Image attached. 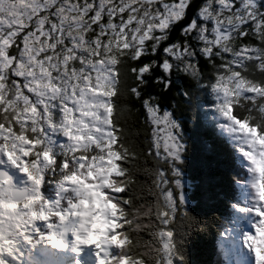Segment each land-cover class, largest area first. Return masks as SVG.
<instances>
[{
    "label": "snow or ice",
    "instance_id": "1",
    "mask_svg": "<svg viewBox=\"0 0 264 264\" xmlns=\"http://www.w3.org/2000/svg\"><path fill=\"white\" fill-rule=\"evenodd\" d=\"M176 29L178 35L172 39ZM174 73L201 81L214 92L226 73L264 86V2L0 0V156L33 185L29 171L20 161L10 160L5 150L7 133L22 119L20 110L38 113L40 126L32 130L43 141L50 144V131L62 133L68 141L59 157L52 149L55 164L46 169L60 174L56 201L45 199L41 191L46 170L35 186L53 214L25 219L13 235L0 231L4 237L0 243L7 244L0 250V264H8L5 255L14 254L21 239L29 244L46 239L64 249L69 235L77 252L78 246L95 247L97 264L106 255L119 264L129 246L135 249L136 264L184 260L178 252L180 222L194 223L195 218L183 208L180 180L172 179L179 176L172 162L180 161L183 147L178 124L169 112L160 114L156 97L145 95L150 80L162 90L170 88ZM132 100L140 102L153 125L147 152L154 157L151 162L144 151L129 145L126 128ZM244 111L249 119L256 118L264 112V98L249 91ZM75 135L91 139L88 150L73 144ZM110 144L120 153L122 174L116 190H105L120 209L119 223L109 236L126 240L124 247H98L81 238L73 226L79 219L74 211L79 199L76 186L65 179L74 166L84 170ZM42 149L40 144L31 154H21L20 160L42 159ZM8 184H14L12 176L0 170V186ZM254 200L252 211L259 220L255 232L246 233L244 240L256 264L250 245L264 222V200ZM37 221L45 222L49 231L41 233Z\"/></svg>",
    "mask_w": 264,
    "mask_h": 264
},
{
    "label": "clouds",
    "instance_id": "2",
    "mask_svg": "<svg viewBox=\"0 0 264 264\" xmlns=\"http://www.w3.org/2000/svg\"><path fill=\"white\" fill-rule=\"evenodd\" d=\"M254 91L258 97L264 98V86H253L250 81L226 73L221 80V87L217 94V108L227 123L225 127L236 141L237 150L250 162L252 174V188L254 199L264 200V112L249 119L244 111L247 93ZM40 95H44L42 89ZM235 110V113H234ZM22 119L17 126L7 133L6 151L8 158L14 163L20 161L29 171L33 180L32 186L17 187L15 184L0 186V231L5 235H13L17 226L25 219H36L44 212L52 213L39 199L35 186L39 177L48 167L55 164L52 147L43 141L32 129L40 126V117L37 112H17ZM73 132L76 129H72ZM3 133V129H0ZM75 146L88 150L92 141L83 135L72 137ZM43 144L42 159L20 160L21 154H31L35 148ZM121 156L118 150L109 145L98 155L97 159L89 162L84 170L74 166L71 175L65 179L76 186V195L79 198L75 208L78 221L74 222L82 239L94 241L98 247L118 244L124 247L126 240L118 236H109V231L115 229L119 223L120 209L114 200L109 199L106 189L116 190L118 179L122 174ZM4 237L0 236V241ZM256 256V264H264V222L257 227L256 235L252 237L251 245ZM7 244L0 243V250ZM102 264H114L105 256ZM119 264H136L135 249L127 247L126 253L121 256Z\"/></svg>",
    "mask_w": 264,
    "mask_h": 264
},
{
    "label": "trees",
    "instance_id": "3",
    "mask_svg": "<svg viewBox=\"0 0 264 264\" xmlns=\"http://www.w3.org/2000/svg\"><path fill=\"white\" fill-rule=\"evenodd\" d=\"M177 35L178 29L174 30L172 39ZM156 75H160L159 70ZM171 80V87L165 86L163 90L150 80L145 88V95L156 97L162 110L172 111L179 120L187 141L183 154L185 159L179 166L194 184L192 200L196 203L185 211L195 218V222L184 223L181 219L177 234L178 252L184 260H177L176 264H215V242H225L222 236L223 233L227 235L219 228L222 213L231 202L229 198L236 194L237 199H240L247 193L236 180H242L245 176L247 178V170H244L247 165L235 146V140L223 128L224 118L218 112L217 94L201 81L184 74L174 73ZM131 103L134 109L127 117L126 128L129 145H134L138 151H144L145 158L151 162L154 157L147 155V152L153 125L140 102L132 100ZM52 136L55 141H59L58 138L61 137L59 134ZM62 146L56 143L52 147L58 157ZM55 173L60 175L59 172ZM54 178V175L49 177ZM172 179L175 180L176 176ZM237 205L241 207L242 204ZM235 250L233 248L234 252ZM224 263L220 259L219 264Z\"/></svg>",
    "mask_w": 264,
    "mask_h": 264
},
{
    "label": "rangeland",
    "instance_id": "4",
    "mask_svg": "<svg viewBox=\"0 0 264 264\" xmlns=\"http://www.w3.org/2000/svg\"><path fill=\"white\" fill-rule=\"evenodd\" d=\"M160 110H161V113H160L161 115H162L163 111L169 112L171 114V116H172V119L178 124L177 132H178L179 139H180V142H181L183 147H182V151L180 153V161L172 162V167H174L179 172V176H176V179H179L180 182H181L182 188L179 191H182V193H183V196H184L183 208H184V210H187V208H189V207L191 208L196 203V201L194 202L192 200V190H193V187H194L193 181L188 177V175L179 166V163L183 162L184 159H185L183 154H184V151L186 150L187 141H186V138H185L184 131H183L182 127H181V124H180L179 120L173 115L172 111H169L168 109L167 110H162L161 108H160ZM224 121L227 123V121L225 119H224ZM224 121H223V123H224L223 124V128H224L226 134H228L229 137L233 138V136L230 134V132L225 127L226 123ZM52 134H59L61 136V137L58 138L59 141L53 140L54 137L52 136ZM47 136H48V140L50 141V146L51 147H53L56 143H60V144L64 145L65 143L68 142L67 138L65 136H63L62 133H53V132L50 131V132L47 133ZM160 139H161V141L163 139V133L162 132L160 133ZM161 151H162V149H161ZM246 163H248L247 164L248 166H247V169H246L247 172L245 173L247 175V178H246V176L242 177V178L240 177V178L242 180L246 181V182H244L243 185H244V188L246 189L247 194H251L254 197V190H253V188L251 186L252 174H251L250 166H249L250 162L248 160H246ZM5 167H7L8 169H10L13 172V174H14L13 183L17 187L30 186V182L27 180L26 174H24L18 167L13 166L7 160L6 156H0V168H4L5 169ZM11 168H14V170H12ZM45 175H46V180H45V183H44L41 191H42L45 199L55 202L56 199H57V193H58V190H59L58 189V184L56 183V181L59 178V175H57V173H54L51 169L46 170ZM51 175H54L56 178L51 179V180H47V176H51ZM51 197H53V200H52ZM248 203H249V201H248ZM246 205H247V202L242 203L241 209L243 211H245L244 213L243 212L242 213L244 215H246L248 218L251 217V219L255 220L257 218V216L252 212V210H249V207H246ZM39 223H42V225H43V221H37L36 222V226L37 227H38ZM241 232H242L241 236L244 238L246 233H254L255 231L253 229L252 232H248V230H243V231L241 230ZM67 238L68 239H70V238L72 239L71 235H69ZM19 242H24V241L21 239V240H19ZM28 245H29V243H27V246ZM40 245L47 246L50 249H52V248L54 249L55 248L51 244L50 241L44 239L38 245H34V251H32V252L34 253L36 248L39 247ZM79 247L81 249L82 248H87L88 249V253H90L92 256L96 257V255H95L96 249H95L94 246H79ZM89 247H92V248H89ZM17 251H18V247H17ZM247 252L250 254L251 258L254 259V255H253L252 251L249 248H247ZM73 253H75V252L73 251Z\"/></svg>",
    "mask_w": 264,
    "mask_h": 264
},
{
    "label": "bare ground",
    "instance_id": "5",
    "mask_svg": "<svg viewBox=\"0 0 264 264\" xmlns=\"http://www.w3.org/2000/svg\"><path fill=\"white\" fill-rule=\"evenodd\" d=\"M52 198V200H53V197H51ZM40 224V225H39ZM38 224V227H39V229H40V232L41 233H44V231H45V229H44V224L42 225V223H39ZM49 248V247H48ZM51 254H53L54 256H55V258H57V259H59L58 261H62V262H64L65 264H69L68 262H66V261H64L62 258H60V256H61V254H60V252L59 253H55L53 250H48ZM59 251H63V252H65L66 254H70V251H64L63 249H59ZM64 257V256H63ZM55 261H57V260H55ZM60 264V263H59Z\"/></svg>",
    "mask_w": 264,
    "mask_h": 264
}]
</instances>
